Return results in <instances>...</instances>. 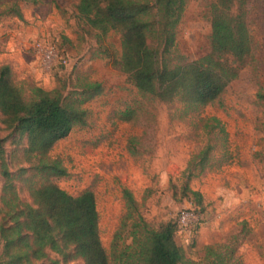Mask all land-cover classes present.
<instances>
[{
    "label": "rangeland",
    "instance_id": "rangeland-1",
    "mask_svg": "<svg viewBox=\"0 0 264 264\" xmlns=\"http://www.w3.org/2000/svg\"><path fill=\"white\" fill-rule=\"evenodd\" d=\"M212 1L185 0L166 40L171 64L209 51ZM76 5L77 0H0V64L11 66L16 82L50 89L58 77L72 79L71 72L77 70L103 86L101 94L84 104L86 123L75 126L50 150L67 170V175L53 178L55 183L70 194L93 191L105 249L125 210L122 189L127 188L153 227L180 217L175 240L187 257L198 260L203 245L228 240L244 221L245 231L237 240L239 262L264 264V106L257 98V92L264 91V0L243 5L253 45L237 77L215 102L197 111L186 110L176 99L141 96L114 63L120 33L111 30L98 39L97 31L78 16ZM16 8L21 18L13 14ZM35 41L42 42L39 52L31 47ZM125 108L135 110L129 121L118 115ZM212 118L223 132L206 131V122L215 123ZM3 120L0 114V150L15 175L20 202L30 204L24 182L29 170L16 176L19 168L29 166L22 157L25 139ZM208 142L214 145L208 164L188 181L202 195V206L197 207L191 195L186 197L183 170ZM2 183L0 167V193ZM2 245L0 238V255ZM48 257L58 258V264H84L80 258L62 260L51 251Z\"/></svg>",
    "mask_w": 264,
    "mask_h": 264
},
{
    "label": "trees",
    "instance_id": "trees-1",
    "mask_svg": "<svg viewBox=\"0 0 264 264\" xmlns=\"http://www.w3.org/2000/svg\"><path fill=\"white\" fill-rule=\"evenodd\" d=\"M246 0H213L210 4V49L190 61H169L166 40L176 27L185 0H77L78 16L102 39L109 31L120 33V54L114 63L128 74L137 92L162 102L180 101L188 111L215 102L252 50V37L246 24ZM235 12H233V7ZM21 18L16 8L13 13ZM150 38L157 40L156 45ZM73 78H57L46 89L13 78L9 64H0V114L13 132L24 137L23 160L16 176L29 170L24 178L30 204H22L13 176L0 150L3 183L0 193V238L3 242L1 264H58L49 258L51 251L66 260L80 258L84 264H240L237 240L245 231L221 243L205 244L198 260L187 257L175 240L179 218L153 227L143 216L139 203L127 188L122 189L125 210L105 249L99 236V215L94 193L84 189L70 194L53 178L67 175L66 167L50 155L53 145L65 138L75 126L87 119L86 102L102 93L99 81L76 71ZM69 87V88H68ZM68 88V89H67ZM264 106V91L257 92ZM122 120L135 115L133 108L118 112ZM215 123H205L206 131L223 132ZM1 141V139H0ZM214 145L209 142L188 159L183 174V189L192 203L202 206V195L189 187L194 172H202ZM226 155V154H225Z\"/></svg>",
    "mask_w": 264,
    "mask_h": 264
},
{
    "label": "built area",
    "instance_id": "built-area-1",
    "mask_svg": "<svg viewBox=\"0 0 264 264\" xmlns=\"http://www.w3.org/2000/svg\"><path fill=\"white\" fill-rule=\"evenodd\" d=\"M31 47L35 50V51H41L43 49V45H42V42L40 41H35L33 42V44L31 45ZM180 223H181V220H180V217H179V226H180Z\"/></svg>",
    "mask_w": 264,
    "mask_h": 264
}]
</instances>
